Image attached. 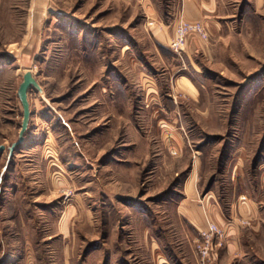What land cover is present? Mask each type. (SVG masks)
I'll list each match as a JSON object with an SVG mask.
<instances>
[{"label":"rangeland","instance_id":"obj_1","mask_svg":"<svg viewBox=\"0 0 264 264\" xmlns=\"http://www.w3.org/2000/svg\"><path fill=\"white\" fill-rule=\"evenodd\" d=\"M181 2L0 0V264H264V0Z\"/></svg>","mask_w":264,"mask_h":264},{"label":"water","instance_id":"obj_2","mask_svg":"<svg viewBox=\"0 0 264 264\" xmlns=\"http://www.w3.org/2000/svg\"><path fill=\"white\" fill-rule=\"evenodd\" d=\"M33 87L34 89L41 92V87L37 83L36 79L32 75L30 70L24 72L22 77V82L19 84L17 90V96L22 107V121L20 125V130L18 133L17 141L13 142L8 148L9 156H11L17 146H19L24 140V134L28 128L30 120V107L28 102V90ZM3 150V146H0V152Z\"/></svg>","mask_w":264,"mask_h":264},{"label":"built area","instance_id":"obj_3","mask_svg":"<svg viewBox=\"0 0 264 264\" xmlns=\"http://www.w3.org/2000/svg\"><path fill=\"white\" fill-rule=\"evenodd\" d=\"M190 33L196 34L200 39H205L207 37L206 31L200 23L190 24L188 22L181 21L175 28L173 39L170 42V47L174 51L180 53V51L183 50L187 37ZM208 229L210 233L219 232L218 228L210 222H208ZM210 233L203 232L202 235L208 239ZM200 253L203 256H206L207 249L205 247H201Z\"/></svg>","mask_w":264,"mask_h":264},{"label":"crops","instance_id":"obj_4","mask_svg":"<svg viewBox=\"0 0 264 264\" xmlns=\"http://www.w3.org/2000/svg\"><path fill=\"white\" fill-rule=\"evenodd\" d=\"M181 1H182L181 9L177 11L178 14L181 13L184 18L191 17L192 14L195 13L197 10H200V12H202L201 15L205 11V4H204L205 0H181ZM197 13H199V11Z\"/></svg>","mask_w":264,"mask_h":264}]
</instances>
